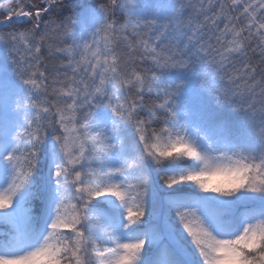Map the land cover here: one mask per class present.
I'll use <instances>...</instances> for the list:
<instances>
[{
    "label": "snow or ice",
    "instance_id": "obj_1",
    "mask_svg": "<svg viewBox=\"0 0 264 264\" xmlns=\"http://www.w3.org/2000/svg\"><path fill=\"white\" fill-rule=\"evenodd\" d=\"M0 264H264V0H0Z\"/></svg>",
    "mask_w": 264,
    "mask_h": 264
}]
</instances>
